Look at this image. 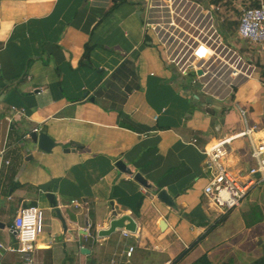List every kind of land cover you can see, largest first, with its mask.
I'll return each mask as SVG.
<instances>
[{
  "label": "crops",
  "instance_id": "crops-1",
  "mask_svg": "<svg viewBox=\"0 0 264 264\" xmlns=\"http://www.w3.org/2000/svg\"><path fill=\"white\" fill-rule=\"evenodd\" d=\"M220 1L225 15V6L238 10L251 0ZM115 3L0 0V241L13 246L11 223L5 221L20 208L37 205L43 230L33 264H111L112 259L169 264L202 235L186 256L204 244L231 212L206 232L203 149L243 131V116L242 123L239 110L211 121L188 113L206 103L205 97L160 61L159 50L148 54L137 1ZM242 50L255 67L236 88L235 107L255 105L247 108L246 118L259 138L264 135V67L254 50ZM34 127L57 143L50 152L29 138ZM118 161L130 172L120 170ZM255 164L248 139H233L224 159L229 175L246 183L247 170ZM135 173L148 186L137 182ZM257 185L250 184L247 192ZM162 189L174 206L157 197ZM47 193L54 195L66 230L51 211ZM263 194L258 188L257 203L264 202ZM112 209L133 218L134 236L121 237V229L98 235ZM211 210L216 220L223 215ZM126 245L135 247L130 257L124 255ZM216 246H204L186 264L202 254L221 261L210 258ZM17 261L21 264L20 253L0 249V264Z\"/></svg>",
  "mask_w": 264,
  "mask_h": 264
},
{
  "label": "built area",
  "instance_id": "built-area-1",
  "mask_svg": "<svg viewBox=\"0 0 264 264\" xmlns=\"http://www.w3.org/2000/svg\"><path fill=\"white\" fill-rule=\"evenodd\" d=\"M140 15L144 32L146 27L155 32L165 65L172 66L184 79L185 85L197 87V94L216 101L227 100L243 81L251 77L255 67L245 51L237 50L222 40L221 30L229 37L259 44L264 49V0L240 9L233 34L225 26L223 3L219 1L146 0ZM237 108L246 123L244 130L224 136L203 149L208 173L203 195L208 206L220 214L238 206L250 184L264 182V135L257 138L254 126L247 124V109L240 105ZM32 131H38V128L34 127ZM244 136L251 145V157L256 164L247 170L249 177L246 183H240L229 175L224 159L231 141ZM72 203L79 205L76 200ZM42 230V210L37 205L22 207L14 215L10 226L18 246L5 245L0 241V249L20 253L21 264H33L32 253ZM134 235V232L121 229L123 238ZM134 248L133 245H126L125 257H130ZM111 264L119 263L112 259Z\"/></svg>",
  "mask_w": 264,
  "mask_h": 264
},
{
  "label": "rangeland",
  "instance_id": "rangeland-1",
  "mask_svg": "<svg viewBox=\"0 0 264 264\" xmlns=\"http://www.w3.org/2000/svg\"><path fill=\"white\" fill-rule=\"evenodd\" d=\"M139 4V6H143L146 0H135ZM257 1V4L259 3V0H251L250 4ZM219 2H223L220 1ZM231 1L224 0L225 5H231ZM228 6H225V17H226V23L230 22V33H234V27H235V21L238 18L240 9L236 10L233 8L227 9ZM227 9V10H226ZM227 11V12H226ZM222 40L224 42H228L231 44L235 49H245L247 48L250 50H254L256 56L259 58V61L263 62L264 66V49L259 44L254 43H248L247 41L235 37H229L224 34L221 30ZM145 36L149 40L148 44H145L146 50L148 51L149 55H154L158 51V40L155 32L150 28L146 27ZM249 53V52H248ZM160 61L163 63L160 53L158 51V54ZM165 65V63H163ZM259 65H262L259 62ZM171 68L172 66H167ZM257 69H255V73L257 74ZM251 81H249L246 85H250ZM242 88L239 89L241 92ZM236 89L227 97V100L225 101H218V104H210L209 107H205L206 103H199L196 107L193 106L192 109L188 111V113L193 114L194 116H199L202 118H209L210 121L213 118H222L227 113H232L237 111L238 109L235 107V104L238 102L236 100ZM248 106H244L247 108H254L255 105L247 104ZM248 110V109H247ZM235 112L236 114H238ZM239 119L243 123L242 115L238 114ZM249 124L251 122L249 121ZM244 125V124H243ZM244 127V126H243ZM258 188L264 189V182L259 183L257 186L253 187L245 197L241 200L238 206L234 207L231 212L229 213V216L225 222L219 227L215 229L212 236L210 235L208 239L204 242V244H201L200 247L193 250L189 255L185 257L183 262L189 263L194 258L199 256L201 254L202 248L204 249V246L207 247H215L213 252L210 255V258L213 260H222V259H233L234 264H245L246 262L252 260L258 253H262L261 246H264V202L259 201L258 203L255 201V194ZM202 205L204 207L205 215L208 218V227L212 225V223L216 220L215 218V212L211 210V208H208L207 200L203 196L202 197ZM13 216L9 217L5 223L10 224L12 223ZM244 224L245 227H244ZM223 236L224 239H222L221 242H219L218 239H221ZM218 238V239H217ZM117 239V237H116ZM224 240V241H223ZM261 241V246L257 244L258 241ZM116 241V240H115ZM13 246L17 247V242H13ZM116 244V243H115ZM212 244H215V246H212ZM196 245V244H195ZM195 247V246H194ZM190 252V251H189ZM188 252V253H189ZM17 264H20V261H17Z\"/></svg>",
  "mask_w": 264,
  "mask_h": 264
},
{
  "label": "water",
  "instance_id": "water-1",
  "mask_svg": "<svg viewBox=\"0 0 264 264\" xmlns=\"http://www.w3.org/2000/svg\"><path fill=\"white\" fill-rule=\"evenodd\" d=\"M205 4L207 5L208 2L205 1ZM205 102L208 104H215V105L218 104L216 100L208 96L205 97ZM28 136L31 139V141L33 143H36L37 147L44 152H50L52 148L57 144L48 134H46L43 131H30ZM116 166L122 171L130 172L129 169L122 163V161H118L116 163ZM134 179L143 186H148L146 180L142 177L140 173H135ZM46 197L51 205V211L55 214V217L60 221L63 230H66V224L64 218L60 214L59 207L56 205L54 195L52 193H47ZM157 197L166 204L174 206L173 199H171V197L167 194V192L164 189L158 192ZM263 199H264V194H263ZM107 221H108L107 227L98 231V235L101 237L107 236L115 232L117 229L119 230L125 229L131 232H135L136 224L130 215L124 214L121 216H117V213L112 209L110 217H108ZM0 227H4V224L1 222H0ZM258 244L261 245L260 240L258 241ZM262 249L264 252V246H262ZM85 251L86 249L82 247L81 252L85 253Z\"/></svg>",
  "mask_w": 264,
  "mask_h": 264
},
{
  "label": "trees",
  "instance_id": "trees-1",
  "mask_svg": "<svg viewBox=\"0 0 264 264\" xmlns=\"http://www.w3.org/2000/svg\"><path fill=\"white\" fill-rule=\"evenodd\" d=\"M126 1L127 0H116L115 5L117 6L118 4H123ZM214 1H217V0H214ZM249 5L250 6L257 5V1L254 2L253 4L251 3ZM234 23L236 26V21ZM230 24H232V23H230V22L226 23L225 22V26L227 29L230 28L229 27ZM234 29H235V27H234ZM88 49H89V47H87V51H88ZM227 213L218 217V219L211 226L208 227L206 232L212 230L213 228H215L216 226L221 224L226 219ZM202 237H203V235L201 237H199L196 241L191 243L187 248L183 249L169 264H179L180 261L186 256V254L195 246V244L198 242V240H200ZM233 261H234L233 259H227V260H221V261H212L208 258L207 254H202L200 257H198L196 260H194L190 264H234ZM245 264H264V253L262 252L258 257H256L255 259H253L251 261L246 262Z\"/></svg>",
  "mask_w": 264,
  "mask_h": 264
},
{
  "label": "bare ground",
  "instance_id": "bare-ground-1",
  "mask_svg": "<svg viewBox=\"0 0 264 264\" xmlns=\"http://www.w3.org/2000/svg\"><path fill=\"white\" fill-rule=\"evenodd\" d=\"M163 224V223H162ZM164 225V224H163Z\"/></svg>",
  "mask_w": 264,
  "mask_h": 264
}]
</instances>
